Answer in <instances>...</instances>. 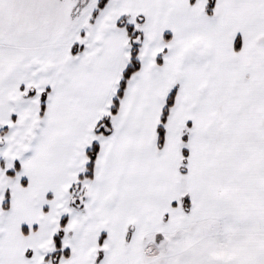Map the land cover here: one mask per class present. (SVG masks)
Masks as SVG:
<instances>
[{
    "label": "snow or ice",
    "instance_id": "1",
    "mask_svg": "<svg viewBox=\"0 0 264 264\" xmlns=\"http://www.w3.org/2000/svg\"><path fill=\"white\" fill-rule=\"evenodd\" d=\"M0 264H264V0H0Z\"/></svg>",
    "mask_w": 264,
    "mask_h": 264
}]
</instances>
